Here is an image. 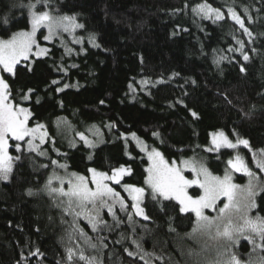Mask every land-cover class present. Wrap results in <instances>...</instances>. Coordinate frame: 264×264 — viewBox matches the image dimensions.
Here are the masks:
<instances>
[{
	"label": "trees",
	"instance_id": "trees-1",
	"mask_svg": "<svg viewBox=\"0 0 264 264\" xmlns=\"http://www.w3.org/2000/svg\"><path fill=\"white\" fill-rule=\"evenodd\" d=\"M29 2L0 0V39L30 27ZM203 3L233 9L251 35L228 18L197 15L193 9ZM37 11L75 17L89 42L76 53L55 42L48 56L22 62L14 76L4 74L14 102L32 113L29 125L43 124L54 143L44 146L48 157H42L17 152L12 142L11 155L20 159L9 181L0 180V264H69L68 248L76 253L73 264H85L78 259L81 250L98 264H192L187 252L198 245L185 234L195 216L179 212L174 201L157 203L146 195L142 207L149 219H139L118 186L129 205V212H118L122 222L104 213L111 230L93 231L80 219L95 248L78 233L69 239L72 217L45 189L56 169L51 161L85 176L93 168L111 174L124 167L131 174L122 185L146 188L149 163L132 133L167 161L194 157L217 176H224L234 152L209 149L212 134L247 139L250 156L264 149V0H49ZM62 118L73 131L66 123L57 126ZM63 129L73 137H98L99 147L90 149ZM256 200L254 215L264 216V193ZM234 251L246 260L252 245L240 240Z\"/></svg>",
	"mask_w": 264,
	"mask_h": 264
},
{
	"label": "snow or ice",
	"instance_id": "snow-or-ice-1",
	"mask_svg": "<svg viewBox=\"0 0 264 264\" xmlns=\"http://www.w3.org/2000/svg\"><path fill=\"white\" fill-rule=\"evenodd\" d=\"M48 4L49 0H30L27 8L31 31H17L7 39H0V73L14 76L16 66L21 61H27L30 55L47 54L48 49L41 47L37 41V32L41 28L47 29L48 34L43 37L47 41L58 32H72L76 28L84 27L76 22L75 17L53 16L50 11H37L38 6L46 8ZM193 11L197 15L202 14L204 18L214 16L215 20L224 19V14L219 9L207 3L198 5ZM228 11L244 32L251 35L241 17L231 8ZM2 23L7 25L9 18L4 17ZM90 40L94 42L95 37H90ZM239 43L243 48V42ZM243 59L248 61L249 56L245 54ZM240 70L245 71L243 66ZM52 83L55 84L57 81ZM61 90L58 89V91ZM28 98V96L23 97L25 100ZM31 116L32 113L28 108L14 102L11 86L5 76L0 74V180L9 179L14 162L20 159L19 156L13 157L9 153L10 140L26 142L30 151L38 152L41 156L46 155V152L40 150V145L47 142L48 133L44 131L45 126L42 124L29 127ZM78 135L85 144L94 146L83 133ZM131 135L136 139L135 133ZM37 140L39 143H34ZM213 144L217 149L221 147L235 149L243 145L244 148L251 150L247 139H238L234 143L223 132L213 134ZM15 150L21 151L20 143H15ZM141 150L146 151V146H142ZM147 156L151 162L146 169L147 176L144 181L147 189L123 185L124 191L131 198L130 206L135 210L136 216L144 220L149 219L144 208L141 207L146 195L157 203L176 201L179 212L195 214L192 231L185 234L198 245V248H190L187 252L192 264H264V255L254 257L252 254L264 253V216L250 215L252 210L258 207L256 198L264 193V179L248 166L243 156L237 154L234 159L228 161V164L234 172L243 173L247 177V183L244 185L234 183L232 174L228 171L223 177L213 175L201 162L184 160L182 161L184 168L178 167L176 161L170 164L155 148L148 151ZM253 159L260 172H264V149L259 153H253ZM51 164L67 168V165L59 164L56 160H52ZM48 166L43 165L45 168ZM184 169L193 173L192 179L183 174ZM89 171L90 177L74 172L61 176L54 172L48 177L45 189L49 196H53L58 201L56 206L62 208L65 215L72 217L69 239L74 233H78L79 236L86 238L90 247L95 248L96 245L91 243V238L87 236L84 228L80 227L79 221L81 218L86 220L93 231H97L101 225L111 230L112 226L101 216V210L107 209V214L113 217L116 224L121 223L115 212L116 205L118 204L120 210L125 212L129 205L121 193L111 187L108 182L112 181L120 185L121 178L126 171L130 170L120 167L114 169L111 175L94 168ZM54 181L58 182V187L54 186ZM193 186L200 190L198 195L189 193V189ZM32 194L30 191L29 195ZM205 209H212L217 215L214 217L205 215ZM128 220H132V214L128 215ZM170 230L175 231L172 228ZM241 238L252 245V253L248 254L246 260L241 259L240 254L234 251ZM137 247L139 248L140 245L137 244ZM67 253L69 264H73L76 253L72 248H68ZM128 255L132 256L133 253L129 252ZM151 255L145 253V256ZM145 256H141V259H145ZM78 259L85 264H98L96 257L85 256L82 250ZM145 264H150V261L145 260Z\"/></svg>",
	"mask_w": 264,
	"mask_h": 264
},
{
	"label": "rangeland",
	"instance_id": "rangeland-1",
	"mask_svg": "<svg viewBox=\"0 0 264 264\" xmlns=\"http://www.w3.org/2000/svg\"><path fill=\"white\" fill-rule=\"evenodd\" d=\"M229 9H227V10H220L223 14H224V19H226V18H228V19H230L231 21H233V22H235L232 18H231V16H230V14H229V11H228ZM27 12H28V8H27ZM51 13V12H50ZM53 16H58V15H55V14H53V13H51ZM28 16H29V12H28ZM70 17H72V16H70ZM76 19V18H75ZM206 19H209V20H213V21H221V20H224V19H221V20H215V17L214 16H212V18H206ZM29 20H30V16H29ZM76 22L78 23V21H77V19H76ZM236 23V22H235ZM239 25V24H238ZM80 29L81 28H76L74 31H72V32H58L56 35H54L53 37H52V39L51 40H44V36L45 35H47L48 33H47V29L46 28H41L38 32H37V41H38V43L40 44V46L41 47H43V48H46V49H48V52H47V54H45V55H42V56H35V55H30V57H29V59L27 60V61H29V60H31L32 58H44V57H46V56H48V54H49V51H50V44H53V43H55V42H57L58 43V45L60 46V47H62L63 49H65L67 52H70V53H76L77 51H76V48L77 47H80L81 48V50L83 51V50H85L83 47H84V45H85V43H87V41H88V38H86V37H84V36H82L81 34H80ZM23 31H31V24H30V27L27 29V30H23ZM89 42V41H88ZM92 46H95V42H94V45H92L91 44V47ZM34 52H35V49L33 50ZM22 62H24V61H21V63ZM20 63V64H21ZM19 65V64H18ZM0 74H3L4 75V73H0ZM6 75H10V74H6ZM65 123L70 127V129L73 131V127L71 126V124L68 122V120H66V119H59L57 122H56V124H57V126H59L60 127V125H62V126H64L65 125ZM43 125V124H42ZM36 126V125H35ZM35 126H33V127H35ZM29 127H31L30 125H29ZM64 130V134H66V136H69L70 137V139H72V140H75V141H80V142H82L86 147H88V148H90V149H94V148H96V147H99V146H96V143H98V142H95V140L94 139H99L98 137H91V136H87V135H85L86 137H87V139H88V141H90L91 143H92V145H94V146H89L88 144H85L84 143V141H82L81 139H80V136L78 135V134H76L75 136L76 137H73V132H70L71 130H67V129H63ZM44 131H46L47 133H48V131L46 130V127L44 128ZM219 133V132H218ZM215 134V133H214ZM226 135V134H225ZM227 136V135H226ZM133 138V137H132ZM27 139V138H26ZM230 139V138H229ZM46 140H47V142L46 143H44V144H42V145H40V150L41 151H44V152H46V155H44V156H46V157H48V152L44 149V146L50 141V142H52V144L54 143V140L49 136V134H48V136L46 137ZM231 140V139H230ZM234 143L237 141H234V140H232ZM12 142H14V141H9V145H10V147H9V153L11 154V148H12ZM71 143H75V142H72V141H70ZM16 143H20V145H21V150H25V151H27V152H32V153H36V154H38V152H34V151H30L29 150V147H28V145H27V143L26 142H16ZM23 143H25L24 144V147H23ZM34 143H39V141L37 140V141H35ZM135 144H136V146L138 147V149L145 155V157L147 158V160H148V156H147V152L148 151H151L152 149H150L149 147H148V145L145 143V142H143L142 140H140L139 138H137L136 137V139H135ZM142 146H146V151H142L141 149H142ZM209 149H213V150H216V151H219V150H221V149H229V150H232L233 152H234V156H233V158L232 159H234L235 157H236V155L237 154H239V155H241V156H243L244 157V159H245V161L248 163V166L254 171V172H256L257 173V175L258 176H260L262 179H264V172H260V170L256 167V163H255V160L253 159V153H252V155L250 156V154H251V151L252 150H249V149H246V148H244V146L243 145H239L237 148H235V149H232V148H226V147H221V148H219V149H217L216 148V146L213 144V134H212V136H211V146H210V148ZM55 151H57V150H55ZM158 151V150H157ZM254 153H259V151L258 152H254ZM39 155V154H38ZM43 157V156H42ZM164 157V156H163ZM165 159V158H164ZM166 160V159H165ZM184 160H188V161H197V162H201V163H203L206 167H207V165H206V163L204 162V161H202V160H199V159H197V158H194V157H192V158H189V159H182V160H180V161H176V163H177V166L178 167H181V168H184V165H183V163H182V161H184ZM169 162V161H168ZM148 163H149V165H150V161L148 160ZM170 164H171V162H169ZM56 166V169H54V171L52 172V174L55 172L56 174H58V175H61V176H66L67 174H69V173H72V172H69V171H67V169H64V168H60V167H58L57 165H54V167ZM149 167V166H148ZM208 168V167H207ZM126 169V168H125ZM129 170V169H128ZM209 170V169H208ZM210 171V170H209ZM227 171L228 172H230L231 174H232V177H233V182L234 183H237V184H240V185H244V184H246L247 183V177L243 174V173H240V172H234L230 167H229V164H228V169H227ZM51 174V175H52ZM131 174V171H126V173H125V175L121 178V183H122V181H123V179L125 178V177H127V176H129ZM183 174L187 177V178H189V179H192L193 178V173L190 171V170H188V169H184V172H183ZM50 175V176H51ZM109 175H111V174H109ZM214 175V174H213ZM91 176V173H89V175H88V177H90ZM217 176V175H216ZM238 176L239 177H242L243 178V180L242 181H239L238 180ZM220 177H223V176H220ZM9 179H10V177H9ZM9 179L7 180V181H9ZM2 181H4V180H2ZM7 181H4V182H7ZM109 183V185L111 186V187H113L116 191H118L119 192V190L117 189V186L118 187H120L121 188V191L123 192V194L127 197V199H128V202H130V203H132L131 202V198L128 196V193L126 192V191H124V188H123V185L120 183V185H116L114 182H112V181H109L108 182ZM54 186H59L58 185V182H55L54 181ZM65 187H67L66 185H65ZM146 189H147V186H146ZM192 190H198L199 192H200V190L196 187V186H193L192 188H190L189 189V193L190 194H192L191 193V191ZM47 192V191H46ZM121 193V192H120ZM123 194L121 193V196H123ZM66 199V198H65ZM143 201H144V199H143ZM143 201H142V203H141V207H142V204H143ZM128 202H126L127 204H128ZM175 203H177L176 201H174ZM221 206H222V204H221ZM132 211H133V213L135 214V210L134 209H132ZM115 212H116V215H117V217H118V212H120V213H127V212H129L128 211V209H127V212H125V211H121L120 210V207H119V205L117 204L116 205V208H115ZM254 212H255V209H253L252 210V212L250 213V215H253V216H255L254 215ZM104 213H106L107 214V209H103V210H101V216L104 218ZM190 213V212H189ZM204 213H205V215H209V216H216L217 215V213L215 212V211H213L212 209H205L204 210ZM184 214H187V213H184ZM190 214H193L194 216H195V214L194 213H190ZM109 215V214H108ZM110 216V218L112 219V220H114L113 219V217L111 216V215H109ZM136 216V215H135ZM137 218H139V219H143L142 217H140V216H136ZM81 219H83V218H81ZM86 221V220H85ZM87 222V221H86ZM109 221H107V223H108ZM116 222V221H115ZM102 227V225L99 227V229ZM98 229V230H99ZM240 240H244L243 238H241Z\"/></svg>",
	"mask_w": 264,
	"mask_h": 264
}]
</instances>
